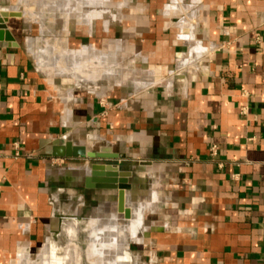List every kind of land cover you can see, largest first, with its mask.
<instances>
[{"label": "crops", "instance_id": "0c3cea01", "mask_svg": "<svg viewBox=\"0 0 264 264\" xmlns=\"http://www.w3.org/2000/svg\"><path fill=\"white\" fill-rule=\"evenodd\" d=\"M92 2L0 0V264L98 229L120 264H264V0Z\"/></svg>", "mask_w": 264, "mask_h": 264}, {"label": "bare ground", "instance_id": "6f19581e", "mask_svg": "<svg viewBox=\"0 0 264 264\" xmlns=\"http://www.w3.org/2000/svg\"><path fill=\"white\" fill-rule=\"evenodd\" d=\"M80 9H82V8L76 6L75 11L78 12V10H80ZM73 16H75V14ZM113 16H114L113 13L111 11L107 10V8H97V7L96 8L95 7L89 8V11L87 14V17H89V20L101 17V18L105 19L107 22L111 21V18ZM98 231L102 232L103 230L98 229ZM68 232L70 235L75 234V230H73L71 228L68 229ZM111 232H113V231H111ZM104 236H105V234L101 237H98L96 234V230H94L90 234L91 242L87 246V250L85 253H83V252L81 253L79 251V249H77L75 246H71L70 248L66 249V253H65L64 257L59 258V260H55V259H52L51 261L48 260L49 261L48 264H83V261H82L83 258L82 257L84 256V254H85V257L88 260L89 264H120L119 263L120 260L118 259L117 256H115V251L118 250L116 243H114L113 241H104ZM114 236L115 235H112V237H114ZM111 239H113V238H111ZM95 240H97L98 243H94ZM47 252H48V250L43 253L42 260L40 261V264H45V260H46L45 256L48 255ZM18 264H21V262L19 261Z\"/></svg>", "mask_w": 264, "mask_h": 264}, {"label": "water", "instance_id": "95a60500", "mask_svg": "<svg viewBox=\"0 0 264 264\" xmlns=\"http://www.w3.org/2000/svg\"><path fill=\"white\" fill-rule=\"evenodd\" d=\"M8 17H16V15H14L13 13H7V12H1L0 13V41L3 39L6 42H11L12 38L9 36V34L7 33H2L1 30H5L6 26L4 25V21H2V19H6ZM4 32V31H3ZM53 157L55 158H70V157H84V151L83 149L80 150H76L73 153L69 152V146L66 145L65 147H57L55 149H53L52 152ZM104 157L99 156V155H93L91 153H88L87 155V159L90 161H95L97 159H103ZM91 176L92 179H88L86 180V187L88 188H94L95 186L90 184V182H100L102 184H97L96 188H100V189H105V190H118V199H117V209L119 213H123L125 218L128 219L129 218V211H127L124 208V191L128 189L125 179V176H122L123 178H121L119 181H115V177H117L115 175V171L114 169L110 166L107 165L106 167V179H101V177L103 176L102 173H99V170H102V167H100L99 165H92L91 167Z\"/></svg>", "mask_w": 264, "mask_h": 264}, {"label": "rangeland", "instance_id": "374dc122", "mask_svg": "<svg viewBox=\"0 0 264 264\" xmlns=\"http://www.w3.org/2000/svg\"><path fill=\"white\" fill-rule=\"evenodd\" d=\"M93 2L92 3H99L100 2V0H92ZM108 2H109V0H107ZM92 3H90V4H92ZM108 4V3H107ZM111 9V10H110ZM107 10H109V11H111L112 13H113V9L112 8H110V7H108L107 8ZM114 14V13H113ZM100 230V229H99ZM67 233H69V232H67ZM99 233H101L102 235H99ZM96 234H97V236L98 237H101V236H103L104 235V232L102 231V232H99V231H96ZM70 235V234H69ZM94 243H98V241L97 240H95L94 241ZM51 244L54 246V247H52V246H50L49 247V245L47 246L48 247V254L50 255V257H49V255H47V256H45V264H48L49 263V261L48 260H52V259H55V260H57L56 259V257L57 256H60L61 254H62V250H63V248H64V246H65V238L63 237V236H60L59 238H57V239H52L51 240ZM75 244L77 245H74V244H71L70 245V247L71 246H75L77 249H79V251L82 253H85L86 252V250H87V247H86V245L88 246V244H90V243H86V241L84 240V236H83V234H80L79 235V237L77 238V240L75 241ZM70 247H66V249L67 248H70ZM81 249H83V250H81ZM85 249V250H84ZM43 248H41V249H39L37 252H35V253H33L32 254V256L27 260H24V263L23 264H40V261L42 260V255H43V251L45 250H43ZM42 251V252H41ZM65 253H66V250H65V252H64V254H63V256H61V257H64V255H65ZM133 254H135V252L133 251ZM54 256V257H53ZM60 257V258H61ZM83 258V263H84V261H85V264H89V262H88V260L86 259V257H85V254H84V256L82 257ZM120 260V259H119ZM18 264V263H17ZM125 264H143V263H138L137 261H135V258H132L131 257V261H129L128 263H125Z\"/></svg>", "mask_w": 264, "mask_h": 264}, {"label": "built area", "instance_id": "2783aa9c", "mask_svg": "<svg viewBox=\"0 0 264 264\" xmlns=\"http://www.w3.org/2000/svg\"><path fill=\"white\" fill-rule=\"evenodd\" d=\"M216 154H217V150H216V148H215V147H212V148L210 149V155H211L212 157H215ZM16 156H18V155H16Z\"/></svg>", "mask_w": 264, "mask_h": 264}, {"label": "flooded vegetation", "instance_id": "af4514ba", "mask_svg": "<svg viewBox=\"0 0 264 264\" xmlns=\"http://www.w3.org/2000/svg\"><path fill=\"white\" fill-rule=\"evenodd\" d=\"M83 264H85V263H83Z\"/></svg>", "mask_w": 264, "mask_h": 264}]
</instances>
